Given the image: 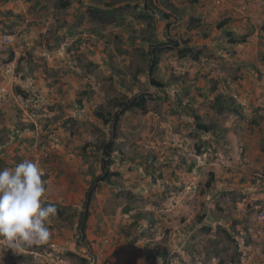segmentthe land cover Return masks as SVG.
<instances>
[{
  "label": "rangeland",
  "instance_id": "obj_1",
  "mask_svg": "<svg viewBox=\"0 0 264 264\" xmlns=\"http://www.w3.org/2000/svg\"><path fill=\"white\" fill-rule=\"evenodd\" d=\"M26 159L58 212L0 264H264V0H0V170Z\"/></svg>",
  "mask_w": 264,
  "mask_h": 264
},
{
  "label": "clouds",
  "instance_id": "obj_2",
  "mask_svg": "<svg viewBox=\"0 0 264 264\" xmlns=\"http://www.w3.org/2000/svg\"><path fill=\"white\" fill-rule=\"evenodd\" d=\"M42 170L32 160L0 170V239L8 248L46 244L57 207L47 202L48 189Z\"/></svg>",
  "mask_w": 264,
  "mask_h": 264
},
{
  "label": "trees",
  "instance_id": "obj_3",
  "mask_svg": "<svg viewBox=\"0 0 264 264\" xmlns=\"http://www.w3.org/2000/svg\"><path fill=\"white\" fill-rule=\"evenodd\" d=\"M69 5H70V0H61V7L62 8H67ZM109 11L110 10L104 11V15H103L104 18L108 19L109 15H112L114 13L112 11H110V12ZM115 16L118 19L120 18L122 22L125 21L124 16H122L120 14L119 15H115L114 14L113 17H115ZM141 16H143L145 18H147V17L150 18V15H146V14H143ZM245 41H246V38L245 37H240V36H238V37H236L234 39H231V42L234 43V44L243 43ZM162 45L154 47L153 50L151 51V53L154 56V58L156 57V61L158 59V53L163 50V46ZM187 50L188 51H185V53L192 51L191 48H188ZM199 52H201V51H198L197 53H199ZM156 61H153V64H152L151 69H150L151 73H153V71L155 69L154 64H156ZM152 83L157 85V86H161V83L158 82V81H155V79H153V78H152ZM147 101H148L147 96L145 94H143V95H139V96L135 97L132 100L131 103L123 102L122 105L125 106V108L122 111L118 112L115 117H113V119H114V126H113V128H114V138H113V140L110 143L105 144L104 145V149H103V151L107 155V159L104 161L105 167H106V165L109 166L111 164L112 153L114 151V145H115L116 140H117V135H118L117 133H118L119 125H120L121 120H122V116L125 114L126 110H129L131 108L145 109ZM100 116H102V118L104 119L103 121L105 123H109V122L112 121L111 119H108L107 117H105L102 114ZM199 129H201V130H203L205 132H209V131H211V126L207 125V124H200L199 125ZM211 177H213V174L211 175ZM92 196H93L92 193L89 194V199ZM85 226H86V224H85V221H84V222H82V230H81V233H82V235L84 237H85ZM4 258H5V261L7 262V264H22V258H24V256L23 255L16 256V255H14L11 252H7V253H4ZM81 260H82V264H89L88 258H81ZM163 264H168V262L164 261Z\"/></svg>",
  "mask_w": 264,
  "mask_h": 264
},
{
  "label": "built area",
  "instance_id": "obj_4",
  "mask_svg": "<svg viewBox=\"0 0 264 264\" xmlns=\"http://www.w3.org/2000/svg\"><path fill=\"white\" fill-rule=\"evenodd\" d=\"M259 219L262 220V221L264 220V215H263V213H262L261 215H259Z\"/></svg>",
  "mask_w": 264,
  "mask_h": 264
}]
</instances>
